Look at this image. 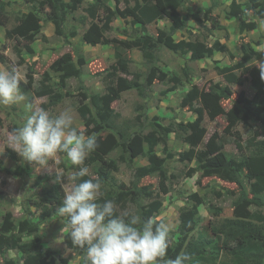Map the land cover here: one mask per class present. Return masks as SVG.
Returning a JSON list of instances; mask_svg holds the SVG:
<instances>
[{
	"label": "rangeland",
	"instance_id": "1",
	"mask_svg": "<svg viewBox=\"0 0 264 264\" xmlns=\"http://www.w3.org/2000/svg\"><path fill=\"white\" fill-rule=\"evenodd\" d=\"M44 1H0L4 3L6 14V25L0 24V54L8 58V64L0 62V70L15 67L19 72L20 80L24 82L28 81L29 69L34 70L33 91L28 94L23 93L26 97L25 101L19 105H0V223L8 213H11L16 221L22 219L34 221L39 224L44 238L43 249H50L56 253L55 264H83V255L68 248L65 242L67 234L64 242L56 243V238L63 227L60 218L55 215L58 206L41 202L47 189L54 185L60 186L64 197L66 188L55 182L56 175L66 176L74 166L64 154H57L49 161L46 170L33 169L31 165L24 163L16 152L8 149L5 143L9 133L22 126L33 102L39 107L48 103L46 97L39 98L34 91L38 89L45 73L50 74L53 82L59 80L54 68L59 63V57L70 53L76 64L81 58L80 55L83 56L85 63L81 66L82 77L69 79L67 91L73 96L48 111L54 115L65 107H70L74 112L75 126L85 134L86 127L78 114L82 93L104 95L109 88L119 91V98L112 103V108L117 114L120 133L90 134L96 138L98 143L96 151L105 157L106 163L118 167V171L114 174L118 185H124L126 190L133 188L136 184V169L149 165L145 155L132 157V154L123 149L120 144L123 137H129L131 140L141 139L142 149L145 152L152 143L150 140H154L156 142L154 151L168 167L170 180L165 184L166 191L157 175L148 176L139 184L153 190V201H163L164 205L157 219L168 223L171 232L178 228L180 210L185 206L191 207L194 203L191 199L194 194L204 201V204L198 208L201 225L212 222L213 226L222 228L223 237L226 229L222 225L227 219L243 225L261 227L260 223L256 224L252 220L236 216L234 202L237 201L240 190L235 183L217 177H204L201 172L196 171L198 167L196 160L181 161L180 155L193 148L190 142H197L194 147L196 151L208 148L220 161L235 160L240 170V181L244 188L249 190L253 180L244 165V159L252 154L251 142L264 139V130L260 124L244 120L243 113L240 112L236 118L235 114L243 107L246 99L254 98L256 89L250 80L244 85L228 84L216 72L214 64L218 62L220 67H235V72L240 77H245L243 73L245 44H251L255 50L252 67L255 66L256 59L264 57V19L257 18L254 14V11L264 8V0H186L180 13L188 25L185 30L174 35L175 41L200 40L209 46L219 42L225 45L230 53H215L212 58L194 62L191 61L190 55L174 53L161 45L158 46L159 66L164 71L181 77L184 85L164 97L161 95L162 92L172 87L171 84L156 82L149 92L148 99L143 98L135 88L128 90L119 88L120 79L132 80L135 74L145 75L148 69L147 59L140 49L128 48L122 44L131 43L146 34L158 39L161 30L170 31L172 26L170 20H159L148 25L146 32H143L139 25L133 23V18L130 16L136 0H120L118 4L114 1H103V4H107L115 13L117 10L120 12L114 17L111 29L105 33V37L110 41L116 40L120 52L131 60L130 74L124 75L120 72L115 73L116 48L113 43L91 46L83 40L84 34L92 25L103 27L106 21L104 10L98 12L95 20L89 18L87 9L95 0H84L77 11L64 15L63 36L57 34L54 23L61 19V13L48 5H43ZM234 2L239 4L245 13L244 27L248 23L256 22L257 30L241 32L235 19L226 18ZM32 10L42 19V28L36 34L33 43L35 54H24L25 61L19 65V58L14 48L22 47L23 40L19 37L8 39L6 34L9 29L17 25L20 13H29ZM155 46V43L151 44V47ZM217 84L226 87L230 94V98H220L222 113L217 118L210 119L199 101L191 106H183V98L193 86L209 92ZM82 86L85 89H82ZM189 123L198 124L203 130L202 137L197 136L198 131L185 128L184 125ZM181 125L183 128L180 127ZM88 168L90 175L87 177L96 178L94 168ZM105 190L102 186L103 195ZM133 200L134 197L130 196L129 210L136 212V204ZM35 203L40 207L35 206ZM148 203L149 201H143L145 206ZM248 205L252 213L264 210L250 203ZM199 231L196 230L193 235L197 236ZM25 240L30 239L25 238ZM175 241L176 235L170 234L169 246ZM4 257L22 260L21 254L17 251H10L5 256H0V260ZM223 259L220 257L217 264H222Z\"/></svg>",
	"mask_w": 264,
	"mask_h": 264
},
{
	"label": "trees",
	"instance_id": "2",
	"mask_svg": "<svg viewBox=\"0 0 264 264\" xmlns=\"http://www.w3.org/2000/svg\"><path fill=\"white\" fill-rule=\"evenodd\" d=\"M1 1V0H0ZM104 0H95L87 9L89 18L95 20L98 17V12L104 10L106 13L105 24L103 27L92 25L84 34L83 40L86 44L96 46L98 44L108 45L113 43L115 46L114 66L115 73L120 72L124 75L130 74L131 60L123 55L117 47L116 40H108L105 33L111 29L116 14H120L119 10L112 11L107 4H103ZM114 1L117 4L120 0ZM186 0H136L131 13L133 23L139 25L143 32H146L148 25L159 20L168 19L172 26L169 32L161 30L158 39L149 35H144L135 39L131 43H123L122 45L128 48L140 49L147 59V72L145 75L135 74L132 80L120 79L119 88L128 90L135 88L140 95L148 99L149 92L156 82L169 83L172 87L162 92L161 95L167 97L169 93L183 87V79L171 72L164 71L160 66V57L158 55V46H163L174 53L190 55L191 61H201L212 58L215 53L229 54V49L216 42L213 46H209L206 42L200 40H181L176 42L174 35L187 28V21L182 18L180 9L185 5ZM84 0H45L43 5L52 7L57 12L61 13V19L56 20V31L59 36H63L64 15L77 11L82 6ZM257 18L264 19V8L254 11ZM5 6L0 2V24L6 25ZM245 13L241 10V6L236 2L233 3L230 12L226 14L227 19H235L238 26L243 31L257 30L256 22L248 23L244 27ZM87 21V19H84ZM17 25L7 31V38L14 39L19 37L23 40L22 47H15L14 51L19 58V65L23 64L25 59L24 54L34 55L35 50L33 43L36 34L42 28V19L32 10L29 13H20L17 20ZM75 34V33H72ZM156 44L151 47V44ZM80 59L76 64L72 54L66 53L59 57V63L54 68V73L58 76V81L53 82L49 73H45L43 80L39 83L38 89L34 91L39 98L46 97L47 104L42 107L46 110L57 107L63 101L73 96L67 91L68 80L71 78L80 79L82 77L81 66L85 63L84 58L80 55ZM255 58V50L251 44H245V54L243 62L245 65L244 75L240 77L235 67H220L218 62H215L216 72L222 76L228 84L244 85L247 81L253 84L256 89V94L252 100L246 99L245 104L235 114V118L239 113H243V119L247 122H256L263 127L264 130V81L261 80L259 70L252 67L251 63ZM0 62L8 64V58L0 54ZM187 72V70H185ZM248 78V79H247ZM34 87V70L29 69L28 81L20 80V88L22 93L28 94L33 91ZM85 89L84 86L81 87ZM82 99L79 100L78 114L86 127V136L92 133L112 132L120 133L119 125L117 124V114L112 108V103L119 98V91L114 88H109L104 95L82 93ZM230 98L227 88L221 84L215 85L211 91L205 92L198 86H193L191 90L183 98V106H191L199 101L210 119L217 118L222 113L220 98ZM185 128H191L198 131L199 137H202L203 130L196 123L184 125ZM183 128V126H180ZM152 143L145 152L142 149V140L135 138L131 140L129 137H123L121 146L126 152L132 154V157L145 155L149 165L136 169V184L131 189H127L124 185H118L114 176L118 171V167L106 163L105 157L96 150L92 152L85 161V166L93 167L96 178L105 187V193L101 198L103 200H112L117 203L120 210H129V198L134 197L133 202L136 204V214L143 219L153 218L155 223H160L157 219L158 214L163 208L162 200L153 201V190L145 186H140V182L148 177L157 175L161 179V185L166 191L165 184L170 180L169 169L163 161L159 159L154 151L156 142ZM197 142H190L193 146L188 151L183 152L181 161L196 160L198 167L197 172H201L204 177H217L226 182H232L237 185L240 190V195L237 201L234 202L235 213L239 218L252 220L256 225H243L233 220H225L222 227L225 230L223 237L222 228L212 225L208 222L201 225L198 208L204 204V201L197 194L191 196L194 200L192 206H185L180 210L179 225L176 231L170 234L176 235V241L172 246H169L166 252V259H174L181 252H187L193 257L192 264H217V260L223 257L222 264H264V210L259 212H251L249 203L257 207L264 208V139L254 140L251 142L253 148L252 154L244 159V165L250 172V177L253 180L249 190H246L242 185L239 177L240 170L237 168V163L233 159H220L214 156L208 148L200 151L194 149ZM212 143V142H211ZM211 146V145H210ZM13 155V152H11ZM131 162L133 160L131 159ZM9 174H13L12 172ZM17 174V173H14ZM84 179H92L85 177ZM252 196V197H250ZM62 192L60 186L54 185L47 189L45 196L41 202L60 206L62 203ZM143 201H149L145 206ZM35 206H39L35 203ZM40 207V206H39ZM196 230H200L197 236H194ZM29 238L30 240H25ZM43 236L40 232L39 224L28 219L16 221L11 213H8L3 222L0 223V256H5L10 251H17L21 254L22 260L16 258H3L0 264H55L56 253L52 250L43 249ZM65 242L69 249H72L70 238L65 237ZM78 253H83L77 250ZM62 260V259H61Z\"/></svg>",
	"mask_w": 264,
	"mask_h": 264
},
{
	"label": "clouds",
	"instance_id": "3",
	"mask_svg": "<svg viewBox=\"0 0 264 264\" xmlns=\"http://www.w3.org/2000/svg\"><path fill=\"white\" fill-rule=\"evenodd\" d=\"M254 67L264 81V57L256 59ZM25 99L18 70H0V105H19ZM5 143L33 169L46 170L57 154H64L74 166L66 176L56 175L55 182L66 188L55 214L63 224L56 243L64 242L67 234L72 251L83 253V264H192L187 252L165 258L171 233L168 223L120 210L112 200L101 202V181L84 179L90 175L85 161L98 143L77 129L70 107L53 115L33 102L22 126L13 129Z\"/></svg>",
	"mask_w": 264,
	"mask_h": 264
}]
</instances>
